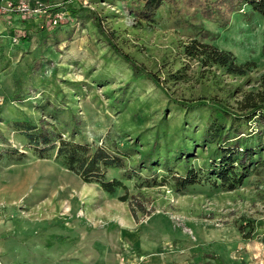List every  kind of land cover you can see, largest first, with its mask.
<instances>
[{"label":"rangeland","instance_id":"1","mask_svg":"<svg viewBox=\"0 0 264 264\" xmlns=\"http://www.w3.org/2000/svg\"><path fill=\"white\" fill-rule=\"evenodd\" d=\"M18 1L0 0V264H264V161L255 154L228 189L206 169L217 143L204 133L214 108L248 113L243 100L264 76V19L248 5L221 23L186 12L183 1L181 11L164 2L153 21L137 22L126 9L133 0H28L36 10L26 14L8 6ZM192 39L230 51L245 72L187 56ZM199 100L205 105L178 103ZM18 121L116 144L126 166L105 176L126 188L108 193L83 181L56 147L40 154L30 145ZM238 123L251 133L247 143L264 145V119ZM152 144L156 162L146 169L141 158ZM185 168L198 182L173 190L171 175Z\"/></svg>","mask_w":264,"mask_h":264},{"label":"trees","instance_id":"2","mask_svg":"<svg viewBox=\"0 0 264 264\" xmlns=\"http://www.w3.org/2000/svg\"><path fill=\"white\" fill-rule=\"evenodd\" d=\"M182 1L186 4L184 8L186 12H188V8H195V11L199 12L202 17L214 19L221 23L228 22L230 14L234 11H241L245 5H248L252 12L259 14L264 19V0H133L130 5H126V9L132 14L135 21L151 22L155 18L156 11L164 2L171 5L174 10L181 11L182 6H180V3ZM89 12L93 25L101 32L99 17L91 10ZM202 32L203 36L207 34L204 30ZM25 39H27V36ZM108 44L115 54L121 57L136 74H142L159 85L158 79L154 74H151L143 66L131 59L128 54L120 50L112 41H108ZM183 51L187 56L198 58L205 65H217L236 74L245 72L246 65L236 64L230 51L219 49L215 45L204 43L198 39H192L185 44ZM178 103L188 108L205 105V101L202 100L193 103L178 101ZM220 108L213 109L204 132L205 135H208L207 141H210L211 138L212 141L217 143V148L210 158L209 166L206 169L210 171L208 173L216 175L220 185L232 189L241 183L246 175L248 165L253 163L252 157L255 154H257V160L264 161V158L261 159L260 155V150L264 148V145L247 143V137L251 133L247 130L243 131L238 123L240 118L244 122L251 121L253 118L264 119V76L261 79L260 90L256 93H249L243 100L240 110L246 109L248 113H239L237 115V113L232 112L229 113V116L227 113V115L225 114V112H228L226 111L227 109L222 106ZM223 116L232 120L229 125L226 126V121L223 122L221 120ZM15 125L23 132L28 143L36 148L40 154L56 147L55 156L62 161L68 170L77 174L83 181H94L99 184L102 190L108 193H113L117 188H126L120 179H108L105 176L106 168L126 166L125 152L116 144L113 148L108 145H94L88 141L82 142L72 138H63L60 134L41 133L30 123L23 121H18ZM239 148L242 152V157L236 159L235 155ZM179 152L184 155L183 157L189 154L186 151V147H179ZM154 153L155 145L152 144L141 158V164L146 169H151L152 165L155 164ZM163 163L167 166L165 160ZM238 167L240 168L239 170H237ZM161 178L164 182H169L165 176ZM170 180L171 188L180 190L187 185L198 182L199 179L194 169L185 168L184 174L174 173L171 175ZM121 198L124 200V197Z\"/></svg>","mask_w":264,"mask_h":264},{"label":"built area","instance_id":"3","mask_svg":"<svg viewBox=\"0 0 264 264\" xmlns=\"http://www.w3.org/2000/svg\"><path fill=\"white\" fill-rule=\"evenodd\" d=\"M11 5H16V6H12V7L22 11L24 14H26L30 9L32 11L36 10V9H34L32 7L31 8L29 7L28 0H19L17 3L8 2V6H11Z\"/></svg>","mask_w":264,"mask_h":264}]
</instances>
